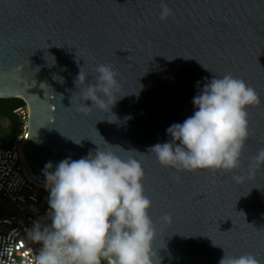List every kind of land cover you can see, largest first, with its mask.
<instances>
[{"label":"water","instance_id":"95a60500","mask_svg":"<svg viewBox=\"0 0 264 264\" xmlns=\"http://www.w3.org/2000/svg\"><path fill=\"white\" fill-rule=\"evenodd\" d=\"M161 2L0 0V99L27 107L26 170L46 185L48 162L80 159L97 147L133 157L145 173L161 264H218L224 251L264 264V166L249 167L264 147V0H164L173 13L166 20ZM105 63L119 74L118 100L111 111L84 114L80 68L90 82ZM229 73L261 99L247 108L241 168L162 166L149 148L169 141L166 130L194 114L206 78ZM165 214L172 223L161 222Z\"/></svg>","mask_w":264,"mask_h":264},{"label":"clouds","instance_id":"9594fccd","mask_svg":"<svg viewBox=\"0 0 264 264\" xmlns=\"http://www.w3.org/2000/svg\"><path fill=\"white\" fill-rule=\"evenodd\" d=\"M160 8L161 20L173 14L164 0ZM95 73L89 82L81 67L76 80L77 88L84 85L79 88L78 109L84 114L93 107L111 111L118 100L119 74L113 65L99 64ZM206 81L193 97L194 114L166 130L169 141L149 148L162 166L183 171L241 168L249 138L247 108L260 105V96L230 73ZM261 166L264 147L249 165ZM43 174L50 224L36 223L30 232L31 240L40 245L33 264H161L154 248L157 229L149 214L152 202L144 193L145 173L137 159L97 147L80 159L48 162ZM233 180L243 183L245 177L234 175ZM161 222L172 223L171 215L162 216ZM218 264L260 261L251 253L233 256L224 251Z\"/></svg>","mask_w":264,"mask_h":264},{"label":"built area","instance_id":"2783aa9c","mask_svg":"<svg viewBox=\"0 0 264 264\" xmlns=\"http://www.w3.org/2000/svg\"><path fill=\"white\" fill-rule=\"evenodd\" d=\"M14 113L24 126L12 146L0 152V264H33L40 245L31 240L30 232L36 223L50 224L49 190L31 179L21 155L27 107Z\"/></svg>","mask_w":264,"mask_h":264},{"label":"trees","instance_id":"16d2710c","mask_svg":"<svg viewBox=\"0 0 264 264\" xmlns=\"http://www.w3.org/2000/svg\"><path fill=\"white\" fill-rule=\"evenodd\" d=\"M23 107L26 105L21 99H0V152L9 149L21 134L24 124L14 112ZM3 119L11 123L9 132L2 126Z\"/></svg>","mask_w":264,"mask_h":264},{"label":"rangeland","instance_id":"374dc122","mask_svg":"<svg viewBox=\"0 0 264 264\" xmlns=\"http://www.w3.org/2000/svg\"><path fill=\"white\" fill-rule=\"evenodd\" d=\"M2 126L6 132H9L11 130V123L9 122V120L3 119L2 120ZM1 215H2V210L0 208V216Z\"/></svg>","mask_w":264,"mask_h":264},{"label":"bare ground","instance_id":"6f19581e","mask_svg":"<svg viewBox=\"0 0 264 264\" xmlns=\"http://www.w3.org/2000/svg\"><path fill=\"white\" fill-rule=\"evenodd\" d=\"M31 179H32V178H31ZM32 180H33V179H32ZM33 181H34V180H33ZM40 185H41V184H40ZM41 186H43V187L47 188V187H46V185H41Z\"/></svg>","mask_w":264,"mask_h":264}]
</instances>
